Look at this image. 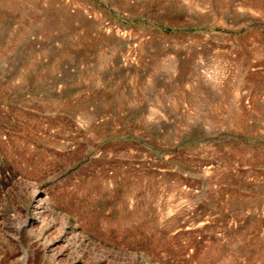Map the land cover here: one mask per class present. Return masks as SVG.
<instances>
[{
	"label": "rangeland",
	"instance_id": "1",
	"mask_svg": "<svg viewBox=\"0 0 264 264\" xmlns=\"http://www.w3.org/2000/svg\"><path fill=\"white\" fill-rule=\"evenodd\" d=\"M73 257L264 264V0H0V264Z\"/></svg>",
	"mask_w": 264,
	"mask_h": 264
},
{
	"label": "bare ground",
	"instance_id": "2",
	"mask_svg": "<svg viewBox=\"0 0 264 264\" xmlns=\"http://www.w3.org/2000/svg\"><path fill=\"white\" fill-rule=\"evenodd\" d=\"M33 185V184H32ZM22 186V185H21ZM21 193V192H20ZM11 196V195H10ZM30 197L32 198V200H33V202L35 203V205H36V209H37V213H35V214H33V215H27V216H25L24 218H25V220L24 221H22V223H20V221H19V225H18V230L20 231V230H22V231H27L28 232V234L30 235V236H32L33 238H37L40 242H43L45 245L47 244V247H46V249H47V251H48V256H50L51 257V259L52 260H54V261H58L59 259H60V257H62V254H63V252H62V249H58L57 248V243L59 242V238L57 237V235L56 236H54L53 235V233L51 232V227H52V224L49 222V223H46L45 225L46 226H43L44 228H41V229H38V230H35L34 228H33V226L35 225V223H37L38 221H39V219L40 218H42V216H41V214H42V212H43V210L40 212L38 209L39 208H42V207H44L43 205H44V203H45V197L43 196V193H41V192H39V191H37V190H31V195H30ZM28 198V197H27ZM47 201V200H46ZM30 206V205H29ZM31 207V206H30ZM17 208V207H16ZM46 209H47V207H46ZM8 210V209H7ZM26 211V210H25ZM7 212V211H6ZM21 212V211H20ZM45 212V211H44ZM58 212V211H57ZM56 212V213H57ZM31 213V212H30ZM6 214V213H5ZM54 214V213H53ZM11 215V214H10ZM50 216V215H49ZM46 217H43V219H42V224H44V222H45V219ZM61 218V217H60ZM8 219H9V217H8ZM17 218H15V220H16ZM62 219V218H61ZM10 220H11V218H10ZM12 221V220H11ZM50 221V220H49ZM52 221V220H51ZM60 221V220H59ZM58 223V222H57ZM61 223V222H60ZM62 225H63V234H61L62 236H69L70 234H67V232H69V233H72L73 234V230H71V227H70V229L68 230V229H66V227L68 226V221L66 220V219H63V222H62ZM2 226V225H1ZM9 226H11V225H9ZM16 230V229H15ZM53 230V229H52ZM78 230V229H77ZM80 230V229H79ZM16 233V232H15ZM11 234V233H10ZM67 234V235H66ZM19 235V233L18 234H16V239H17V241H19L20 243L22 242V241H20V236H18ZM60 235V236H61ZM15 237V236H14ZM13 237V238H14ZM7 238V237H6ZM79 239V238H78ZM37 240V241H38ZM85 240V239H84ZM87 240V239H86ZM85 240V241H86ZM13 241V240H12ZM38 241V242H39ZM77 241V240H76ZM27 242V241H26ZM29 242V241H28ZM31 242V241H30ZM34 242V241H33ZM64 243V242H63ZM69 243V242H68ZM38 244V243H37ZM36 244V245H37ZM42 243H40L39 245H41ZM73 246L75 245V243H71ZM85 243H83V245H84ZM38 246V245H37ZM121 246V245H120ZM40 247V246H39ZM74 247H76V245L74 246ZM125 247V246H124ZM68 248L70 249V251L72 252L73 251V248H72V246H68ZM45 249V250H46ZM44 250V252H46ZM75 250V249H74ZM77 250V249H76ZM91 250V249H90ZM99 250V249H98ZM67 252V251H66ZM43 254V253H42ZM86 254H87V252H86ZM89 257V256H88ZM77 259H75V257H73L72 258V261L71 262H69V264H77L78 263V257H76ZM63 259V258H62ZM86 259V258H85ZM49 259H47V261H48ZM52 260H49V261H52ZM87 260V259H86ZM66 261H68V260H66ZM46 262V261H45ZM88 262V261H87ZM86 262V263H87ZM100 262V261H99ZM47 263V262H46ZM80 263H82V262H80ZM84 263V262H83ZM85 263V264H86ZM98 263V262H97ZM102 263V262H101ZM47 264H49V263H47ZM50 264H51V262H50ZM102 264H104V263H102Z\"/></svg>",
	"mask_w": 264,
	"mask_h": 264
}]
</instances>
